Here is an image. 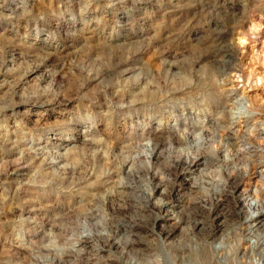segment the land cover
I'll list each match as a JSON object with an SVG mask.
<instances>
[{
  "label": "rangeland",
  "instance_id": "obj_1",
  "mask_svg": "<svg viewBox=\"0 0 264 264\" xmlns=\"http://www.w3.org/2000/svg\"><path fill=\"white\" fill-rule=\"evenodd\" d=\"M263 210L264 0H0V264H264Z\"/></svg>",
  "mask_w": 264,
  "mask_h": 264
},
{
  "label": "bare ground",
  "instance_id": "obj_2",
  "mask_svg": "<svg viewBox=\"0 0 264 264\" xmlns=\"http://www.w3.org/2000/svg\"><path fill=\"white\" fill-rule=\"evenodd\" d=\"M187 164V163H186ZM258 216H260V217H262V216H264V210L263 211H261L260 213H259V215ZM260 217H254V219H253V224H254V227L256 228V224L258 223V221H259V218ZM217 219V218H216ZM199 229H200V231H203L204 233H205V231H206V228H205V226L204 225H202L201 227H199ZM167 230V229H166ZM202 232V233H203ZM260 245V244H259Z\"/></svg>",
  "mask_w": 264,
  "mask_h": 264
}]
</instances>
